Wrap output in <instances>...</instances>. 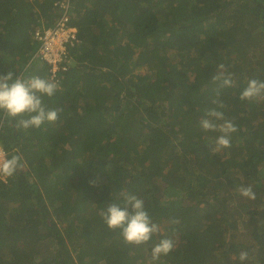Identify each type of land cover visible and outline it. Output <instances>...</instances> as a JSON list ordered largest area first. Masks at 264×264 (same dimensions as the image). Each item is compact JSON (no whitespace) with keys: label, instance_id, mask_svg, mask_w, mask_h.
I'll return each instance as SVG.
<instances>
[{"label":"trees","instance_id":"1","mask_svg":"<svg viewBox=\"0 0 264 264\" xmlns=\"http://www.w3.org/2000/svg\"><path fill=\"white\" fill-rule=\"evenodd\" d=\"M57 1L0 0V75L54 82L34 55ZM70 6L78 42L43 97L56 121L18 129L0 113V145L19 157L0 179V264H264V99H240L250 79L264 81V0ZM220 64L231 87L213 81ZM211 108L237 127L216 153L220 133L199 126ZM121 192L161 226L149 243L125 244L100 217ZM164 237L176 246L152 261Z\"/></svg>","mask_w":264,"mask_h":264},{"label":"clouds","instance_id":"2","mask_svg":"<svg viewBox=\"0 0 264 264\" xmlns=\"http://www.w3.org/2000/svg\"><path fill=\"white\" fill-rule=\"evenodd\" d=\"M31 64L25 66V71ZM214 82H219L220 87H231L233 84L232 74L227 71L225 65L220 64L218 71L213 76ZM56 82L32 76L28 79L19 76L13 78V72L0 75V113L5 117L17 119L18 129L30 127L39 128L43 123L56 121L58 112L48 109L43 103V97H52L58 90ZM219 96V93H217ZM241 100L264 99V81L250 79L247 86L240 94ZM218 108L224 105L218 99L213 100ZM199 126L205 132H218L216 147L212 151L216 153L222 148L231 146L230 135L237 131L235 124L225 118L222 111L217 108L207 109L199 121ZM19 167V157L13 155L11 158L0 159V175L11 177ZM239 193L242 197L254 200L255 192L251 186L241 187ZM118 202L108 203L107 207L99 212L105 225L110 230H119V234L125 244L141 246L149 243L154 235L162 232L159 224L153 222L149 213L145 210L144 201L138 196L121 192ZM172 223H178L173 220ZM172 238L164 237L151 248L152 261L160 260L161 256H167L175 248ZM248 258L247 252H241L239 259L244 261Z\"/></svg>","mask_w":264,"mask_h":264},{"label":"built area","instance_id":"3","mask_svg":"<svg viewBox=\"0 0 264 264\" xmlns=\"http://www.w3.org/2000/svg\"><path fill=\"white\" fill-rule=\"evenodd\" d=\"M61 15L53 26L39 27L35 31V37L41 45L34 57L46 61L51 65V78L58 82V72L66 69L64 62L69 57V50L78 42V29L72 23L70 0L55 2ZM7 158L0 145V159ZM0 175V179H4Z\"/></svg>","mask_w":264,"mask_h":264},{"label":"rangeland","instance_id":"4","mask_svg":"<svg viewBox=\"0 0 264 264\" xmlns=\"http://www.w3.org/2000/svg\"><path fill=\"white\" fill-rule=\"evenodd\" d=\"M149 256V253H146V255H142L141 258Z\"/></svg>","mask_w":264,"mask_h":264}]
</instances>
